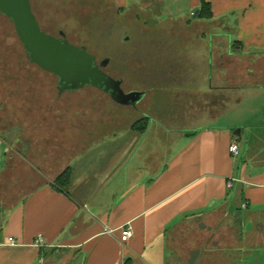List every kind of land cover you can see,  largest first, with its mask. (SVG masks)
<instances>
[{
  "label": "crops",
  "instance_id": "0c3cea01",
  "mask_svg": "<svg viewBox=\"0 0 264 264\" xmlns=\"http://www.w3.org/2000/svg\"><path fill=\"white\" fill-rule=\"evenodd\" d=\"M111 1L123 9L130 0ZM139 2L161 19L200 13L198 0ZM209 2V18L196 17L213 73L198 80L197 111L181 113L182 125L148 116L142 137L82 140L63 170L26 180L22 196L0 202V264H264V0ZM5 134L0 182L15 145ZM160 146L161 162L150 160Z\"/></svg>",
  "mask_w": 264,
  "mask_h": 264
},
{
  "label": "rangeland",
  "instance_id": "374dc122",
  "mask_svg": "<svg viewBox=\"0 0 264 264\" xmlns=\"http://www.w3.org/2000/svg\"><path fill=\"white\" fill-rule=\"evenodd\" d=\"M29 1L44 33L63 35L98 64L108 60L104 73L122 79L125 93L149 92L136 110L117 105L93 87L59 95L57 78L30 63L12 22L0 14V132H8L15 144L12 167L0 182L5 205L24 194L26 180L40 184L63 170L82 140L142 137L149 118L182 125L181 113L197 111L199 78L213 73L212 50L199 32L204 24H198L194 13L161 19L144 10L139 0H130L123 9L111 0ZM203 28L210 38L212 28ZM157 148L150 160L161 162L164 148Z\"/></svg>",
  "mask_w": 264,
  "mask_h": 264
},
{
  "label": "water",
  "instance_id": "95a60500",
  "mask_svg": "<svg viewBox=\"0 0 264 264\" xmlns=\"http://www.w3.org/2000/svg\"><path fill=\"white\" fill-rule=\"evenodd\" d=\"M0 14L12 22L30 63L58 79L59 95L93 87L106 93L117 105L132 108L144 98L145 92L125 93L121 89V80H115L103 72L102 68L106 67L108 60L98 66L96 58L85 48L74 46L63 35L56 38L44 33L29 0H0ZM197 14L196 10L193 17ZM239 134V130L234 132L236 136Z\"/></svg>",
  "mask_w": 264,
  "mask_h": 264
},
{
  "label": "trees",
  "instance_id": "16d2710c",
  "mask_svg": "<svg viewBox=\"0 0 264 264\" xmlns=\"http://www.w3.org/2000/svg\"><path fill=\"white\" fill-rule=\"evenodd\" d=\"M200 3V13L198 14L199 18H209L210 16V2L209 0H198ZM70 174L65 172L61 174L55 181V186L59 191H62L64 187L69 183Z\"/></svg>",
  "mask_w": 264,
  "mask_h": 264
},
{
  "label": "built area",
  "instance_id": "2783aa9c",
  "mask_svg": "<svg viewBox=\"0 0 264 264\" xmlns=\"http://www.w3.org/2000/svg\"><path fill=\"white\" fill-rule=\"evenodd\" d=\"M229 152L233 155H237L238 154V147L236 144H233L230 146L229 148ZM243 208H245V205L242 206ZM132 237V229L129 225L123 227L120 232H119V241L120 243H127ZM42 238L38 237V239L35 241L37 246H42ZM7 244L10 246H14L16 245V242L13 239H8Z\"/></svg>",
  "mask_w": 264,
  "mask_h": 264
},
{
  "label": "flooded vegetation",
  "instance_id": "af4514ba",
  "mask_svg": "<svg viewBox=\"0 0 264 264\" xmlns=\"http://www.w3.org/2000/svg\"><path fill=\"white\" fill-rule=\"evenodd\" d=\"M59 38H61V37H59ZM64 38V37H63ZM65 39V38H64ZM101 64V63H100ZM100 64H98L97 63V65L99 66ZM104 68H102V70H103ZM104 72V71H103ZM119 80H121L122 81V79H119ZM123 83V82H122ZM122 83H121V86H122ZM57 85H58V79H57ZM121 89H122V87H121ZM123 90V89H122Z\"/></svg>",
  "mask_w": 264,
  "mask_h": 264
}]
</instances>
